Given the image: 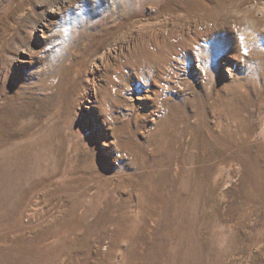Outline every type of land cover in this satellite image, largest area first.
I'll list each match as a JSON object with an SVG mask.
<instances>
[{
  "label": "rangeland",
  "instance_id": "obj_1",
  "mask_svg": "<svg viewBox=\"0 0 264 264\" xmlns=\"http://www.w3.org/2000/svg\"><path fill=\"white\" fill-rule=\"evenodd\" d=\"M0 200L29 264H264V0H0Z\"/></svg>",
  "mask_w": 264,
  "mask_h": 264
},
{
  "label": "bare ground",
  "instance_id": "obj_2",
  "mask_svg": "<svg viewBox=\"0 0 264 264\" xmlns=\"http://www.w3.org/2000/svg\"><path fill=\"white\" fill-rule=\"evenodd\" d=\"M27 150L29 151L30 155L27 158L25 165L21 164L22 163L21 160H19L18 162L15 163V166L17 167V169H16V171L14 170L15 171L14 176H15L16 183L18 185V187H17L18 190L22 187V181L26 177L31 181L38 180L40 177H43L44 173L47 172L46 169L45 168L43 169L42 165H41L42 160H43V156L41 155L40 149L35 151L34 148H31V149L28 148ZM1 155H2V153H1ZM51 174H52V172H51ZM15 202H17V201H15ZM8 204L9 203H7L5 200H0V205H3V206L7 205L8 206ZM40 243L38 240L27 239L23 236H20L12 244L4 245L0 248V264H29L31 262L32 258L37 253V251H40ZM41 251H42V249H41Z\"/></svg>",
  "mask_w": 264,
  "mask_h": 264
}]
</instances>
